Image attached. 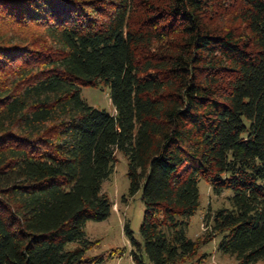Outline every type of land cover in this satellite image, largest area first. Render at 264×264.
I'll return each mask as SVG.
<instances>
[{
  "label": "trees",
  "instance_id": "trees-1",
  "mask_svg": "<svg viewBox=\"0 0 264 264\" xmlns=\"http://www.w3.org/2000/svg\"><path fill=\"white\" fill-rule=\"evenodd\" d=\"M100 86L115 115L83 99ZM118 154L144 206L134 264L217 237L264 264V0H0V264L104 262L86 227L111 216ZM202 180L228 206L193 240Z\"/></svg>",
  "mask_w": 264,
  "mask_h": 264
},
{
  "label": "rangeland",
  "instance_id": "rangeland-1",
  "mask_svg": "<svg viewBox=\"0 0 264 264\" xmlns=\"http://www.w3.org/2000/svg\"><path fill=\"white\" fill-rule=\"evenodd\" d=\"M83 99L96 109L106 110L115 115V109L110 101L109 89L105 86L98 88L83 87ZM118 162L115 165L114 173L103 185L102 192L109 196L114 207L111 216L103 222H89L86 227V238L92 243H96L87 251V257L105 255L106 260L100 264H134L130 256V242L125 234L124 228L129 223L135 236L139 238V230L143 220L144 206L141 200V193L135 196L129 195V179L127 177V161L118 154ZM201 207L197 214L192 217L188 236L195 240L203 236L207 231L204 219L209 211L227 207L226 198L228 193L220 197L213 195L208 182L202 180L199 184ZM221 238L217 237L214 241L200 248L198 256L185 264H196V260L207 255V260L203 264H236V261L217 250ZM123 250L122 254L109 256L110 251Z\"/></svg>",
  "mask_w": 264,
  "mask_h": 264
}]
</instances>
